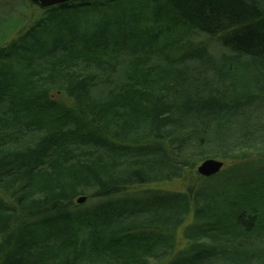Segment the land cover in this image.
<instances>
[{"label":"trees","instance_id":"obj_1","mask_svg":"<svg viewBox=\"0 0 264 264\" xmlns=\"http://www.w3.org/2000/svg\"><path fill=\"white\" fill-rule=\"evenodd\" d=\"M18 16L0 28V264H264V0ZM209 159L225 168L205 178Z\"/></svg>","mask_w":264,"mask_h":264},{"label":"rangeland","instance_id":"obj_2","mask_svg":"<svg viewBox=\"0 0 264 264\" xmlns=\"http://www.w3.org/2000/svg\"><path fill=\"white\" fill-rule=\"evenodd\" d=\"M29 7L26 8L23 0H0V28L8 24L10 19H19L18 15H24V18H21L24 21L35 20L41 16L43 10L33 5ZM153 188L171 192H182L186 189V186L183 180H175L170 183L155 185Z\"/></svg>","mask_w":264,"mask_h":264},{"label":"water","instance_id":"obj_3","mask_svg":"<svg viewBox=\"0 0 264 264\" xmlns=\"http://www.w3.org/2000/svg\"><path fill=\"white\" fill-rule=\"evenodd\" d=\"M30 4L40 8L41 10H49L55 7H61L71 3H82L89 1H104V0H26ZM225 168V163L215 159H209L203 162L197 169V172L200 176L205 178H210L221 173ZM85 197H81L77 203L83 204L86 202Z\"/></svg>","mask_w":264,"mask_h":264}]
</instances>
